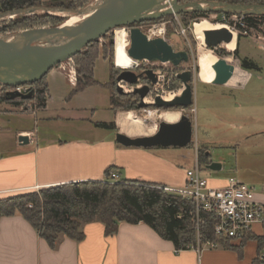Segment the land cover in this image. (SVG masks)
<instances>
[{
  "label": "rangeland",
  "instance_id": "obj_1",
  "mask_svg": "<svg viewBox=\"0 0 264 264\" xmlns=\"http://www.w3.org/2000/svg\"><path fill=\"white\" fill-rule=\"evenodd\" d=\"M43 1L45 3L40 7H60L58 4L67 0ZM96 3L97 0H87V4L79 9L94 6ZM56 4L57 6H53ZM43 14L38 13L37 15ZM54 15L64 19L69 17L65 12ZM230 15L228 22H225L216 20L215 14L186 19L187 21L182 20V16L176 14L173 15V20L168 19L151 24L146 21L139 25L145 33H150V36L166 39L175 50L181 49L189 52V61L183 62L177 69H194V84L201 82L198 59L202 48L194 33V24L201 20H208L212 24L227 25L236 32L237 40L240 33L242 34L238 57H227L228 63L235 67L232 78L227 82L231 86L199 84L195 89L194 112L189 109L183 112L194 116V138L198 146L205 147L206 154L209 155L208 158L212 162L222 165L220 171L203 168L201 170L203 176L210 180L223 179L224 176L239 177L243 183L260 186V182L264 181V27L262 25L248 26L241 19V14ZM17 16L32 17L31 14H18ZM13 21L9 19V15L0 14V36L10 37L12 34L26 29L50 27L53 19L33 18L30 20L32 23L27 26L6 29ZM164 22H166V31L169 34L158 32L160 28H163L158 24ZM113 37L116 63L126 65L130 62L136 63L129 57L127 49L121 52L122 47L117 44L114 32ZM103 41L104 38L98 40L99 45H95V47L101 49ZM204 48L211 49L217 56V51L214 48L208 47L206 44H204ZM217 48L224 49L226 52L230 51L223 45ZM234 51H230V53ZM73 60L75 62V59ZM244 60L251 61L253 68L242 67L241 61ZM142 63L158 70L161 77L167 76V73L171 76L176 70L174 65L169 62L143 61ZM71 72L74 77L75 69L71 68ZM94 78L98 83L75 92V89H71L64 73L60 72L56 66L45 77V81L49 83L48 99L50 100L46 111L39 109L38 101L35 99L21 106L0 102V111L3 112L0 114V148L11 149L15 143V133L19 129L33 130L32 137L35 138L37 135L40 141L49 138L84 140H98L107 136L115 138V131L96 125L100 122L111 123L114 121V114L110 107L111 68L109 62L102 57L96 63ZM167 85L161 81L160 85L155 87L154 92L163 95L169 93ZM2 90L3 86L0 84V96L3 94ZM152 97H147V101H152ZM154 110L157 111L155 107L132 110L120 108L117 113L122 115L127 112H135V114L143 115L149 119L148 111ZM162 111L164 110L162 109ZM115 125L116 131H121L132 137L144 135L141 134L142 132L134 130L131 125H126L125 128L120 127L116 122ZM182 149L187 159L192 163L195 158L193 144ZM167 192L177 196L172 191Z\"/></svg>",
  "mask_w": 264,
  "mask_h": 264
},
{
  "label": "crops",
  "instance_id": "obj_2",
  "mask_svg": "<svg viewBox=\"0 0 264 264\" xmlns=\"http://www.w3.org/2000/svg\"><path fill=\"white\" fill-rule=\"evenodd\" d=\"M45 83L49 93V83ZM68 83L72 90L77 86ZM199 84L212 83L201 81L195 84V89ZM49 102L47 99L41 109L46 111ZM194 109V106L189 108L193 112ZM113 114L118 124L120 113L113 111ZM32 133L33 130L19 129L14 146L8 150L0 148V198L72 182L102 181L110 167L124 181L179 188L186 182V169L196 164L200 148L195 140V158L191 163L179 147H124L109 136L98 140L49 138L40 141ZM26 134L31 135V141L20 144L18 136ZM205 155L209 157L206 149ZM207 159V164L212 162ZM230 180L242 182L239 177L224 176L209 179V183L221 187ZM260 183V186H251L261 188L264 181ZM83 231L82 240L63 237L51 248L19 212L3 216L0 218V264H255L258 257L264 260V248L259 251L256 239L264 238V228L260 225L253 227L252 235L244 242L230 241L239 250L225 247L221 242H217V247L200 245L177 250L172 241L142 222H121L114 235H107L104 224L97 221L85 224Z\"/></svg>",
  "mask_w": 264,
  "mask_h": 264
},
{
  "label": "trees",
  "instance_id": "obj_3",
  "mask_svg": "<svg viewBox=\"0 0 264 264\" xmlns=\"http://www.w3.org/2000/svg\"><path fill=\"white\" fill-rule=\"evenodd\" d=\"M232 4H264V0H224ZM67 2V3H66ZM61 1L58 6L77 10L83 7L87 0H67ZM45 2L43 0H0V14L40 7ZM53 6H57L53 5ZM230 15L229 13H226ZM198 13H191L182 16V20L197 18ZM13 17L14 20L6 29H18L32 23L33 18H51L52 26H59L66 21L58 15L44 13L34 14L32 17ZM189 17V18H187ZM174 16H166L160 20L147 21L148 23L162 22L168 19L173 20ZM186 20V21H187ZM243 22L248 26L264 27V15H243ZM139 24H135L137 26ZM31 27V26H30ZM169 34L168 31H166ZM242 34L238 36L237 50ZM102 48L96 41L88 44L82 52L73 57L78 73L77 86L75 91L84 89L87 86L98 83L94 78V69L99 58L107 60L111 68V76L116 71L112 64L114 56L113 32L103 36ZM106 43V45H105ZM236 50V51H237ZM242 67L253 68L252 62L244 60ZM111 86L110 103L114 112L118 109H139L138 99L134 100V95L118 94L114 86ZM177 84H172L174 89ZM6 94L0 96V102L21 106L30 100H37L39 109L46 106L48 99V89L45 77L34 83V96L32 99L22 100L6 99ZM127 99V100H126ZM126 100V101H124ZM123 104V105H122ZM192 107V106H191ZM190 107V108H191ZM99 127L116 131L115 122H100ZM117 132V131H116ZM208 157L205 155V148H199L198 160L201 170L207 163ZM110 167L106 171V178L102 181H81L62 185L44 187L38 191L31 190L0 198V218L11 216L19 212L44 238L51 248H55L63 237H68L77 241L84 238L83 226L91 222H101L105 226L107 235H114L121 222L131 224L145 223L154 229L162 238L174 243L177 250H184L202 245L206 241L221 242L225 247L240 249L230 244L232 238L218 237L215 234V218L211 213L201 212L199 225L193 220L192 203L182 197L168 193L161 185L150 184L139 181H115L107 180ZM250 236L240 240L245 241ZM258 248H264V238L256 237ZM255 264H264L260 257L256 258Z\"/></svg>",
  "mask_w": 264,
  "mask_h": 264
},
{
  "label": "water",
  "instance_id": "obj_4",
  "mask_svg": "<svg viewBox=\"0 0 264 264\" xmlns=\"http://www.w3.org/2000/svg\"><path fill=\"white\" fill-rule=\"evenodd\" d=\"M180 0H99L96 5L83 9L69 10L62 7H34L24 10L10 11L3 15L12 14H58L86 15L79 23L69 26H50L30 28L12 34L10 37L0 36V83L5 86H19L34 84L42 80L50 70L60 63L73 58L91 42L98 40L117 27H129V56L140 62H169L178 67L189 61L186 50H175L162 37H150L137 23L160 20L166 16L184 12H222L242 15H264V4H230L226 2H203L180 4ZM205 44L217 48L233 40V33L227 28L207 29L204 31ZM230 52V51H229ZM218 56V55H217ZM214 77L212 84L224 85L233 76L235 67L226 61V56H218L213 65ZM152 84L157 83L156 74L152 69L145 71ZM137 75L124 71L117 77V82L126 81L133 85ZM183 87L181 92L171 100L157 94L151 103L145 101L150 92L149 85L134 89L133 93L139 96L138 108L155 107L158 111H176L180 117L175 122L158 121L155 133L132 137L121 131L115 135L116 142L124 147H179L185 148L195 144L194 121L183 112L194 104L195 84L192 82V72L183 71L178 74ZM119 94H125L117 86ZM6 99H32L34 90L21 94L17 91L6 92ZM20 144H28V135H19ZM222 165L210 162L205 169L221 170Z\"/></svg>",
  "mask_w": 264,
  "mask_h": 264
},
{
  "label": "built area",
  "instance_id": "obj_5",
  "mask_svg": "<svg viewBox=\"0 0 264 264\" xmlns=\"http://www.w3.org/2000/svg\"><path fill=\"white\" fill-rule=\"evenodd\" d=\"M222 21L228 22L225 19V15H223ZM158 25L163 26V32L166 34V22ZM148 35L150 36V33ZM98 40H103V37ZM143 61L148 60H142L138 63H142ZM57 68L64 73L72 85L77 84L78 78L73 58L60 63ZM71 68L75 69L74 77L72 76ZM159 80H163V77L160 75ZM0 84L3 86L2 92L4 94L8 91H17L25 94L34 90V84H23L11 87L5 86L2 83ZM124 90L126 92L128 90L133 92L134 87L131 84H127ZM29 138H31L30 135ZM120 179L121 177L118 171L111 170L109 172L107 178L109 182L120 181ZM165 190L172 191L177 196L185 198L192 203L194 206L192 216L197 225L200 222L201 212L211 213L215 218L214 230L218 237L242 240L252 235L255 225H260L264 228V186L257 189L249 184L236 180H230L227 185L221 187L210 185L209 179L202 175L198 152L196 155V164L192 168L186 169L185 184L179 188H165ZM202 245L217 247L218 243L206 241ZM198 246L200 245L198 244Z\"/></svg>",
  "mask_w": 264,
  "mask_h": 264
},
{
  "label": "bare ground",
  "instance_id": "obj_6",
  "mask_svg": "<svg viewBox=\"0 0 264 264\" xmlns=\"http://www.w3.org/2000/svg\"><path fill=\"white\" fill-rule=\"evenodd\" d=\"M16 16H17L16 14H12L9 16V19L16 17ZM27 16H30V15H27ZM86 17H87L86 15H70L67 18V20L64 21L62 24L63 26L74 25L76 23H79ZM122 27L115 28L114 30L117 44L122 47L121 52L124 51V49H127L129 45V30L127 27H125V29L128 30L126 31ZM221 28H227L230 31H232L233 36H234L233 40L229 43H224L223 46L226 47L230 51H234L237 48V37H236L237 34L230 27L224 24H212L208 20H201L194 24V33L202 45V48L200 49L201 54L198 59V65H199V70H200L199 80L204 83H211L214 77L213 65L218 60V56H216L215 53L211 49L204 48V44H205L204 31L207 29H221ZM158 32L162 33L163 28L160 29ZM134 61L138 63L136 60ZM180 92L181 90H179L178 92H169L164 95V98L166 100H171L173 97H175ZM148 103H151V102H148ZM148 115L150 116L149 119H147L143 115L140 116L138 114H135V112H127L125 114L120 115L118 124L122 128H125L126 125H131L134 130L142 132L141 134L151 135L155 133V131L157 130L159 119L165 120L168 122H175L180 117V113L176 111L160 112L158 110L157 111L154 110V111H148Z\"/></svg>",
  "mask_w": 264,
  "mask_h": 264
},
{
  "label": "flooded vegetation",
  "instance_id": "obj_7",
  "mask_svg": "<svg viewBox=\"0 0 264 264\" xmlns=\"http://www.w3.org/2000/svg\"><path fill=\"white\" fill-rule=\"evenodd\" d=\"M99 1V0H97ZM192 2H197V3H203V2H226L228 3L227 1H224V0H180L179 3L180 4H187V3H192ZM87 4V3H86ZM85 4V5H86ZM232 4V3H230ZM62 8H65V9H69V10H74V9H71V8H66V7H63L61 6ZM78 10V9H77ZM195 13H198L199 15H212V14H215V19L216 20H220L222 21L223 20V15H225V19L228 20L230 19L231 15H228L226 13H222V12H212V13H206V12H198V11H193ZM193 12H184V13H181L179 15L181 16H187ZM254 16H257V15H254ZM200 17V16H199ZM241 17H243V15L241 14ZM146 22V21H145ZM144 23V22H142ZM139 24V23H138ZM140 27V25H137ZM125 29V27H122ZM161 29V28H160ZM115 30V29H114ZM114 30H112L111 32H114ZM126 30V29H125ZM127 31V30H126ZM114 38V37H113ZM102 45V44H101ZM178 50H181V49H178ZM214 50L217 51V55L218 56H226V60H227V57H231V56H234V57H238V54H239V50H237V48L235 49V51L233 53H230V52H226L224 49H218V48H214ZM237 50V51H236ZM187 51V50H186ZM188 52V51H187ZM188 56H189V52H188ZM190 57V56H189ZM228 62V61H227ZM112 64L114 65L116 71L112 74L111 76V79H110V83L112 84V87L114 86V89L115 91L117 92L116 90V87L119 86L122 88L123 92H125V94H130L132 93L134 96V100L135 99H138L139 101V96L137 94H134L133 92L131 91H125L124 88H126L127 83L126 81H119L117 82V77L124 71H130L132 72L133 74L137 75V81L135 84H133V87L134 89L136 88H142L146 85H149L150 87V92L148 94L147 97H153L157 94H160V93H155L154 92V89L157 85H160V82L163 81L164 84H168V89H169V92H178L179 90H182V87H183V83L182 81L178 78V74L180 72H183V71H191L192 72V82L191 83H194V78H195V70L192 69V68H186V69H177L178 67L174 66V69L175 72L173 71L172 75L170 76L169 73H167V76H163V80H159V71L154 69L153 67H150L149 65H143V63H132L130 62L129 64H117L116 63V58L113 56V59H112ZM241 64L243 65V61H241ZM148 69H152L154 71V73L156 74V77H157V83L155 84H152L150 79L148 78L147 74L145 71H147ZM172 84H177V87L172 89L171 88V85ZM111 87V86H110ZM118 93V92H117ZM119 94V93H118ZM120 95H124V94H120ZM163 95V94H161ZM178 95V94H177ZM146 97V98H147ZM152 97V98H153ZM164 97V95H163ZM145 101H147V99H145ZM148 102H152V101H147ZM207 163H205L206 165Z\"/></svg>",
  "mask_w": 264,
  "mask_h": 264
}]
</instances>
